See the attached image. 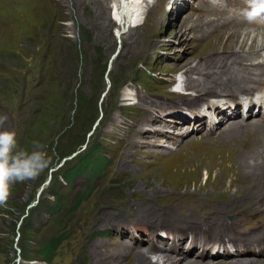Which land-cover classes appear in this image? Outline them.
Instances as JSON below:
<instances>
[{
  "label": "rangeland",
  "instance_id": "rangeland-1",
  "mask_svg": "<svg viewBox=\"0 0 264 264\" xmlns=\"http://www.w3.org/2000/svg\"><path fill=\"white\" fill-rule=\"evenodd\" d=\"M113 1L0 0V116L7 117L5 127L17 133L20 146L31 150L38 141L51 161L37 178L17 183L8 206L0 207V264H112L97 253L100 246L107 252L116 242L134 239L152 245L159 228L189 229L205 238L209 227L203 221L233 203L225 221L248 224L257 218L253 205L259 200L248 195L254 182L240 166L241 147L219 138L226 119L207 130L202 117L194 118L190 132L181 134L180 121L187 117L168 120L162 114L243 93L232 89L201 99L188 88L195 93L188 101L189 94L171 92L177 74L186 80L185 69L209 57L211 49L203 45L214 29L205 23L219 4L189 0L183 8L181 0H147L140 25L118 37ZM218 47L237 48L223 39ZM254 118L259 116L241 120L248 124ZM92 146L104 159L101 169L93 175L80 171L65 182L61 172ZM51 191L60 205L49 217ZM128 226L139 232L137 238L128 234ZM143 226L154 233L147 236ZM256 230L264 232V223L243 235ZM59 235L50 260H41V245ZM214 238L231 239L228 234ZM180 239L186 241V235L166 243L176 246ZM184 247L190 251L189 244ZM187 257L212 260L192 252ZM121 259L134 264L128 254Z\"/></svg>",
  "mask_w": 264,
  "mask_h": 264
},
{
  "label": "bare ground",
  "instance_id": "bare-ground-1",
  "mask_svg": "<svg viewBox=\"0 0 264 264\" xmlns=\"http://www.w3.org/2000/svg\"><path fill=\"white\" fill-rule=\"evenodd\" d=\"M187 1L189 0L180 1V3L184 5L183 8L187 6ZM212 2H215L219 5L214 6V8H217L215 9L216 11L214 17L212 19H209L210 21H207L205 23L206 25L211 24V27H213L214 29L211 36L207 38L203 45L205 48L211 49L208 53L209 57L197 64L194 68L185 69L184 75H186V80L182 78V74H177L175 76V83L172 84L175 89H182V94H189V97H187L188 101H194L195 93L197 98L200 97L201 99L205 98V96L212 97L215 93L218 92H230L232 91V89H235L233 91H236L238 93H246L264 83V23L257 22L249 24L248 22L243 20L242 16L239 13L240 9H244L246 7L242 4L243 0H212ZM136 3L133 4L131 0L113 1L112 10L115 22L117 23L116 34L118 37L121 36L125 29L135 28L140 25L143 18L142 16L146 11L144 7L147 5L148 1L145 0ZM223 3H226L227 9H219L220 7L218 6L223 5ZM228 3L229 6L227 5ZM196 6L197 5H195V7ZM232 9L235 12L230 11ZM220 10H228L230 12L229 14H232V16H227L228 14L222 16L223 13L217 12ZM227 31L228 34L226 33L227 35H224ZM221 39L229 40L233 47L237 46V48L225 49L218 47ZM226 42L227 41H225V43ZM259 51L262 52L259 53L258 56H251L253 54H257ZM193 74L195 76H193ZM253 84L256 85L253 86ZM251 85L253 87H251ZM188 88L192 89L195 93L193 94L191 92H188ZM130 94L124 93L126 97H128V95ZM221 96H224L221 99L226 100V97L228 95ZM221 96L214 97V99H219ZM211 99H213V97L209 100ZM214 99L210 101L209 108L217 109V120H214L217 121V123H214V121H210L207 130L209 128H217V124L219 123V121L226 119V126H224V129L220 131L219 138L227 141L229 145L234 144L233 141L235 143L237 142L241 147L242 156L239 159V162L241 164L240 166H243V169H245L247 173L253 176L252 182H254L251 183L248 188V195H251V198H256V200L260 201H256V203H254L253 205L255 206L253 207V218H257H255L251 223L243 224L239 221V219L230 221L224 220V216L227 211L235 206L234 203L228 208L221 209L219 211L220 214L217 216V218H207L205 221H203V224H206V227H209V230L207 232L208 234L206 232L204 234L206 240L208 239V241H212L213 239L215 243L221 244L228 242L231 246L234 247V251L229 252L228 250H224L221 253L217 251L211 253L209 251L210 245H207V241H199L198 236H201L202 234L198 231L190 230V232L189 229H179L173 231V229H170L169 231L178 235L175 241L172 240L171 243L173 244L178 241V237L180 234L186 235L187 233H190L191 237L190 239L186 238V241L184 239H180V243L176 244V246H170L168 245L170 244L168 241V244L166 243L167 239L160 238H157L156 243H152V245L149 244L150 242L147 243L149 244L148 246H142L140 244V241L135 239L131 240L129 243L126 241H119L116 242L112 247L113 250H107V252L102 251L100 249V246L97 249V253L101 254L100 256L108 258L109 260H111L112 264H130L128 262L122 261L121 259L122 256L127 254L130 256V258H132L134 264H264V260L261 258L264 255L263 230H256L257 232L255 233L250 232L247 237L246 235H243V233H246L249 227L257 225L259 221L264 223V202L261 201L264 199V105L261 104L264 102V90L261 94L258 95V101L260 103L258 109L253 112L252 104L244 114L241 113V110L238 106H234L233 108H231L225 105V101L218 102L217 100L214 101ZM156 103L157 102L152 101L149 104L156 105ZM216 105L220 106V108H218ZM157 106L159 105L157 104ZM187 107H189V105H187ZM227 110L229 111L226 112ZM236 111L240 113L239 118H236ZM255 113L257 114L256 116H259L258 119L254 118V120L250 121L248 124H243V121L241 119H246L250 116L256 117L255 115H253ZM163 115H165V117H168V120L184 119V116L180 114H172L167 116V114L164 113ZM195 118L197 121H199V117ZM201 119H203L205 123L206 116H202ZM186 121L187 120L180 121V124H185L179 128L178 132H181V134L182 132H185L184 134L190 132L189 125L184 123ZM246 122L247 121H245V123ZM163 127L169 129L170 125L164 124ZM173 134L175 136L181 135L179 133ZM251 198L247 201H250ZM260 198L262 199L260 200ZM145 213L149 212L145 211ZM247 215L250 214L248 213ZM164 216H166V214ZM196 225L202 227V224ZM142 229L143 233H147V236L149 237L154 233V230H152L151 228L148 229L147 227L143 226ZM195 229L199 230L197 228ZM235 233H240L241 235L238 237ZM220 234H228L231 239L215 240L214 237ZM251 235H256V237L252 238ZM249 237L251 239H248ZM134 238L137 237L135 236ZM237 238H243V240L245 241L241 239V241L234 240ZM200 239H203V237H201ZM188 244L191 247L189 249L190 251L186 252L182 248L186 246V248H184L187 249ZM175 250L180 254H178L177 256L173 255V251ZM190 252H192L193 256H196V258H211L212 260H204L203 262H201V260H198V262L195 259H189V257L187 256H189ZM150 253L151 255L157 256L156 261L151 259L149 255ZM99 258L100 257L97 256L96 259ZM217 258H223L224 260H220Z\"/></svg>",
  "mask_w": 264,
  "mask_h": 264
},
{
  "label": "clouds",
  "instance_id": "clouds-1",
  "mask_svg": "<svg viewBox=\"0 0 264 264\" xmlns=\"http://www.w3.org/2000/svg\"><path fill=\"white\" fill-rule=\"evenodd\" d=\"M239 13L243 20L264 23V0H245ZM6 116H0V207H7L17 183L33 180L49 168L51 161L45 147L33 141L31 150L19 144L17 133L6 128Z\"/></svg>",
  "mask_w": 264,
  "mask_h": 264
},
{
  "label": "trees",
  "instance_id": "trees-1",
  "mask_svg": "<svg viewBox=\"0 0 264 264\" xmlns=\"http://www.w3.org/2000/svg\"><path fill=\"white\" fill-rule=\"evenodd\" d=\"M95 147L96 146L89 147L82 155L78 157L75 163L69 165L65 169V171L61 172V175L64 177L65 182H69L70 179L80 171H87L85 173L93 175L101 169L104 164V159L99 154L94 155ZM52 195V203L47 206L49 217L54 216V214L57 212L58 206L60 205L58 195H56L54 191L52 192ZM77 200L78 198L75 199V202H77ZM60 239L61 237L59 235L53 239H50L49 241L44 242L41 245V247L39 248V256L41 257V260L45 262L50 260L51 256L53 255L54 249L59 243Z\"/></svg>",
  "mask_w": 264,
  "mask_h": 264
},
{
  "label": "water",
  "instance_id": "water-1",
  "mask_svg": "<svg viewBox=\"0 0 264 264\" xmlns=\"http://www.w3.org/2000/svg\"><path fill=\"white\" fill-rule=\"evenodd\" d=\"M122 31V30H121Z\"/></svg>",
  "mask_w": 264,
  "mask_h": 264
}]
</instances>
